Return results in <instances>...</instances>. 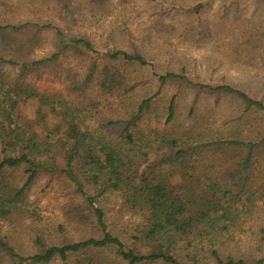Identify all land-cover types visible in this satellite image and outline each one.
<instances>
[{"label": "trees", "instance_id": "obj_1", "mask_svg": "<svg viewBox=\"0 0 264 264\" xmlns=\"http://www.w3.org/2000/svg\"><path fill=\"white\" fill-rule=\"evenodd\" d=\"M92 1L99 7L104 3ZM12 6L0 5V71H14L11 78L0 73V264H51L56 259L102 264L97 250L105 248L125 264H262L263 258L224 247L226 236L246 220L240 215L255 209L264 193L259 168L264 136L229 132L221 137L195 118L185 130L161 131L144 121L151 97L131 111L106 116L87 94L126 93L132 87L129 66L147 64L143 54L124 46L130 47L122 40L124 34L132 37L128 28L111 26L113 40L103 42L102 52L91 40L65 34L64 26L17 19ZM50 69L63 76L76 102L67 104L38 89L35 80ZM185 79L172 70L157 77L159 87ZM199 87L233 94L245 106L243 114L264 116L261 100L232 86ZM31 99L39 105L27 118L21 109ZM174 116L172 94L164 124ZM40 174L65 176L78 200L62 206V220L53 228L29 226L33 250L22 253L4 229L35 220L26 196ZM109 195L125 213L138 216L126 224L127 240L107 221L103 200ZM118 222L125 221L119 216ZM68 227L85 235L70 239ZM258 235L264 240V224Z\"/></svg>", "mask_w": 264, "mask_h": 264}, {"label": "rangeland", "instance_id": "obj_2", "mask_svg": "<svg viewBox=\"0 0 264 264\" xmlns=\"http://www.w3.org/2000/svg\"><path fill=\"white\" fill-rule=\"evenodd\" d=\"M7 3L14 5L11 9L17 19L29 17L36 22L51 21L64 26L65 34L91 40L102 52L106 50L103 42L113 40L111 26L128 28L132 37L124 34L122 40H127L130 47L124 46L143 54L147 64L129 66L132 87L128 92L87 94L92 101H98V109L106 116L131 111L142 99L151 97L144 121L161 131L185 130L195 118L200 124L215 128V134L221 137L229 132L264 136L263 115L250 111L243 114L245 106L233 94H215L199 87V84H227L264 103V0H104L100 7L92 0H0L1 6ZM167 70L183 74L186 79L169 80L159 87L157 77ZM0 73L6 78L14 76L10 68L1 69ZM35 85L67 104L77 101L56 69L45 71L35 80ZM172 94H175V116L164 124V107ZM38 105L35 99L25 102L21 114L33 117ZM260 158L259 168L263 173L264 149ZM262 178L260 175L257 183ZM71 200L77 201L78 197L65 176L40 174L26 196L35 220L27 219L16 227L7 225L4 230L15 237L20 252L28 253L33 250L29 226L53 228L62 220V206ZM117 203L113 195L103 200L109 208L107 221L114 225V233L127 240L126 224L133 223L138 216L125 213ZM261 205H264L263 192L256 200L255 209L240 215L246 220L226 236L224 248L233 250L234 254L263 258L264 264V240L258 235L259 225L264 224ZM119 216L125 221L123 224L118 222ZM67 235L76 240L85 232L68 227ZM97 252L102 264H125L117 259L112 248ZM51 264L69 263L56 259Z\"/></svg>", "mask_w": 264, "mask_h": 264}]
</instances>
